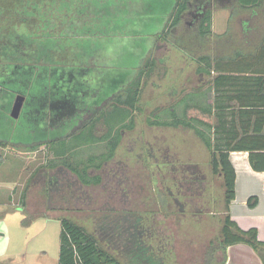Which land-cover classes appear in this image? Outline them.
I'll return each instance as SVG.
<instances>
[{
	"label": "rangeland",
	"instance_id": "1",
	"mask_svg": "<svg viewBox=\"0 0 264 264\" xmlns=\"http://www.w3.org/2000/svg\"><path fill=\"white\" fill-rule=\"evenodd\" d=\"M70 4L73 8L69 12ZM80 4L70 0H44L38 5L32 38L49 35L61 39L37 40L36 46L44 44L45 49L48 46L53 51L47 55L45 52L30 55L25 62L49 57L60 63L65 59L74 64L97 63L99 67L92 77L85 78L90 87L88 97L96 98L97 92L98 95L109 93L111 85L124 78L125 72L121 69L134 65L133 54L145 60L150 45L141 46L139 41L151 39L149 34L158 29L156 25H160L170 10V0H94L91 7L79 9ZM215 10L213 30L215 36H221L230 17L223 8ZM239 10L235 9L232 23L238 22ZM78 12L84 13L82 24L93 29L90 34L96 37L94 40L85 29L79 32L84 37L71 38L74 34L70 23L81 20ZM153 18L156 19L152 21ZM168 23L163 30H167ZM185 23L187 27L174 31L173 36L187 35L190 29L196 28L189 18ZM108 33L115 36L112 41L106 39L104 43L97 39ZM118 35L125 38L115 39ZM215 36L209 52L212 55L217 44L222 52L229 49ZM0 51L6 56L15 55L7 47ZM80 53L85 56L81 57ZM150 56L157 59L158 69L144 88L142 111L136 115L135 130L124 134L115 158L99 173L103 183L98 187L81 185L65 169L44 167L50 162L51 147L56 144H49L50 151L44 147L31 151L28 147L55 140L57 134L51 126L62 127V119L48 122L46 128L39 127L34 114V118L13 119L10 116L14 104L12 94L8 95L11 92L0 87L3 99L0 100V141L9 143L8 147L0 146V233L4 235L0 249L8 252V259L25 251L41 256L40 251L45 250L48 255L44 263L56 264L54 260H58L60 251L59 219L67 216L95 233L126 264H204L206 246L218 231L217 218H221L223 210L220 186L209 181V153L191 131L150 127L146 122L154 110L174 106L185 92L200 84L195 72L197 62L172 40H158ZM1 67L0 77L5 71ZM22 83L20 78L19 85ZM44 93L45 90L40 93L42 101ZM40 104L36 107L38 111ZM78 104L87 110L86 102ZM51 112L50 105L46 111L48 121ZM88 113L83 115V120H87ZM100 148H84L77 154L79 159H86L100 154L103 147Z\"/></svg>",
	"mask_w": 264,
	"mask_h": 264
},
{
	"label": "trees",
	"instance_id": "2",
	"mask_svg": "<svg viewBox=\"0 0 264 264\" xmlns=\"http://www.w3.org/2000/svg\"><path fill=\"white\" fill-rule=\"evenodd\" d=\"M43 1L7 0L4 2V0H0V50L7 47L15 52V55L11 57L0 51V65L5 69L0 77V87L11 92L8 95L12 94L13 102L18 94L26 95V104L20 117L22 120L28 117L34 118L32 116L34 114L37 115L39 127L46 128L48 122L62 119V127L61 125L51 126L55 130L54 133L57 134L55 140L35 143L28 147L31 151L39 147L50 151L49 144H56L55 147H51L50 162L44 167L49 170L65 169L74 175L81 185L98 187L103 183V177L99 173L107 163L115 158L124 134L135 130L136 115L138 111H142L141 100L144 88L158 69V61L151 57L152 55L148 57L142 67L138 68L134 79L121 92L117 94L104 93V97L103 94L98 95L97 92L96 98L93 96L89 98L90 87L86 84L85 78H91L96 68H88L80 63H70L71 61L68 59L60 63L49 57L41 61L25 62V59L30 55L35 56V54L44 52L47 55L53 51L48 50V46L45 49L46 45L44 44L36 46L37 40L43 39V42H47L61 39L52 38L49 35L36 40L32 38L34 15L39 9L38 5ZM77 1L81 2L79 9L91 7L94 2V0H70L71 3ZM209 1L211 2L204 7L202 16L195 22L196 28L190 29L191 33L187 35L176 37L173 36L174 31L180 30L182 26L187 27V23H185L187 18L193 20L190 15L192 0H176L174 8L169 14L168 28L157 35L156 41L172 40L179 49L192 55L197 62L195 72L198 78L200 76L212 77L214 73L215 77L210 83L214 85L215 92L218 94L215 98L216 110L213 111V107L205 103L207 94L206 82H204L203 86L198 85L191 91L185 92L174 106L154 110L151 115L153 118H148L146 122L150 127L181 128L191 131L209 153V181L220 186L223 210L221 218H217L218 231L206 246L204 264H227L228 249L237 245L250 247L264 264V242L259 239L258 230L256 228L241 229L230 214V206L236 199V171L230 161V154L249 151L252 168L258 172H264V150L260 149L259 145L236 142L237 137L234 135L236 127L234 126L237 124V112L230 114L224 110L232 107L230 104L233 102L243 103L248 99V96L229 95V105H223L224 86L236 87L239 84V86L247 87L246 82L250 80H241L233 74L225 75L227 71L232 72L233 64L231 65L230 61H224L223 52L219 50L218 44L215 54L209 53L213 40L214 7L212 0ZM260 1L262 0H254L253 5L258 4L259 6ZM67 7L69 12L73 8L71 4ZM78 14L81 15L83 22L79 20L76 24L70 23L73 28L74 35L71 37L73 39L84 37L79 34L80 29H85L88 34L93 31V29L87 28L89 27L87 24H82L85 23L82 19L84 13L78 12ZM22 39L24 41H21ZM55 49L57 50V47ZM262 50L264 53V47ZM23 52L24 55H21ZM235 53L239 54L238 51ZM66 55L69 57L68 54ZM236 65L238 66V64ZM244 66L248 67L246 64ZM20 78L26 84L19 85ZM259 81L262 83L261 89L264 90V78H260ZM23 89L25 92L22 91ZM16 90L20 92H16ZM44 90V101H42L40 93ZM80 102H86L88 105L86 111L90 116L86 121L82 119L86 111L81 108V104H78ZM38 103H41L40 111L36 110ZM50 105L52 112L49 114L51 117L48 121L46 111ZM192 112L197 115H192ZM229 115L233 117L231 121L228 119ZM81 119L83 122L80 125ZM67 130L69 131L67 132ZM0 146L8 147L9 143L0 141ZM92 147H103V149L100 154L79 159L78 152L84 148ZM257 204L256 197L251 198L248 203L251 208L256 207ZM200 212L205 211L200 210ZM136 220L139 222L140 219L136 218ZM59 221L61 234L58 264H126L123 259L111 252L95 233L90 232L76 220L63 216ZM220 256H222L221 261H219ZM156 261L162 263L163 260Z\"/></svg>",
	"mask_w": 264,
	"mask_h": 264
},
{
	"label": "crops",
	"instance_id": "3",
	"mask_svg": "<svg viewBox=\"0 0 264 264\" xmlns=\"http://www.w3.org/2000/svg\"><path fill=\"white\" fill-rule=\"evenodd\" d=\"M254 0H212L213 2V16L215 9L217 7L223 8V11L229 15L230 19L226 32L221 36H215L214 33V18L212 17V37L215 36L217 39L223 40V47L229 48L223 51L222 56L224 61H230L232 65V72L227 71L225 75H237L241 80L249 79L246 82L247 87L239 86L231 87V85L223 87V105H229V95L238 94L248 96L243 103L237 104L233 102L230 104V108H225V112H237L236 122L234 126V135L237 137L236 142L239 141L240 144H254L259 145L264 150V90L261 89L260 78H264V53L262 47H264V0L260 1V5H253ZM121 5H125L124 1H121ZM176 0H170V10L167 11L164 18L161 19L158 29L154 28L149 35L151 39L140 40V45L146 47L149 43V51L154 48L156 44V37L162 32L166 26V22L169 19V14H171ZM240 9L236 20L237 23H232V16L235 13V9ZM142 17V15H140ZM138 17V20L141 19ZM156 18H153L154 21ZM150 20V19H149ZM148 21V20H147ZM109 25V24H108ZM135 26V25H133ZM155 26V27H156ZM93 36L92 34H89ZM88 36V35H87ZM86 37V36H85ZM115 37L113 34L103 35L97 39H102L106 43V39L113 40ZM96 37H91L94 40ZM125 38L124 35H118L115 39ZM147 50V49H146ZM235 51L239 52L236 55ZM149 52V53H150ZM149 53L145 57L147 59ZM81 57H84L80 53ZM134 65L128 64L126 69H121L125 72L124 78L118 83H114L110 87V92L107 94H117L121 92L128 82L132 81L136 76L138 68L142 67L145 60L143 57H137L133 54ZM83 60V59H82ZM143 62V63H142ZM80 63V62H77ZM88 68H98L97 63L89 64L86 61L84 63ZM235 64V65H234ZM238 64V66L236 65ZM244 64L248 65L249 70H246ZM240 69V71H238ZM227 70V69H226ZM225 70V71H226ZM215 75L213 73L212 77H199V86H203L206 82V94L207 102L206 105L212 106L213 111L216 110L215 98L218 96L215 92L214 85L210 83L214 79ZM242 85V82H241ZM196 88V87H195ZM194 89V88H193ZM104 97V94H103ZM240 97V99H241ZM239 99V100H240ZM231 121L233 119L232 115L228 116ZM234 141V142H235ZM230 161L236 171V199L232 202L230 206L231 218L237 222L239 227L243 230H249L256 228L258 230L259 239L264 242V172L255 171L250 163L249 151H238L232 152L230 154ZM200 189V185L197 186ZM253 197L258 199V204L256 207L251 208L248 203ZM3 236L0 233V245L3 244ZM41 256L44 259H39L41 257L39 253L29 251L15 253L13 256L7 257L8 252L4 249H0V264H45V258H47L48 253L45 250L40 251ZM8 259L7 261H5ZM34 261V262H33ZM5 262V263H4ZM58 264V260H54ZM230 264H262L260 258L256 253L246 245H237L230 247L228 249V263Z\"/></svg>",
	"mask_w": 264,
	"mask_h": 264
},
{
	"label": "flooded vegetation",
	"instance_id": "4",
	"mask_svg": "<svg viewBox=\"0 0 264 264\" xmlns=\"http://www.w3.org/2000/svg\"><path fill=\"white\" fill-rule=\"evenodd\" d=\"M192 2L193 3L190 5V8H191L190 15L193 17L192 19L194 20L193 22L195 23L199 19V17L202 16L203 9L206 6V4H209L211 1H209V0H192ZM26 100H27V97H26ZM25 104H26V102H25ZM85 115H86V113H85ZM84 120L86 121V119H84ZM82 122H83V120L80 121V125L82 124Z\"/></svg>",
	"mask_w": 264,
	"mask_h": 264
},
{
	"label": "water",
	"instance_id": "5",
	"mask_svg": "<svg viewBox=\"0 0 264 264\" xmlns=\"http://www.w3.org/2000/svg\"><path fill=\"white\" fill-rule=\"evenodd\" d=\"M26 102V95L18 94L11 108L10 116L17 120L21 117Z\"/></svg>",
	"mask_w": 264,
	"mask_h": 264
}]
</instances>
